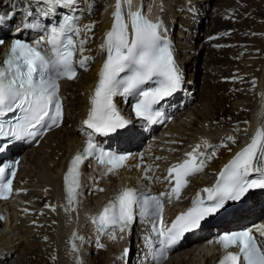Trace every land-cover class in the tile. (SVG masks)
<instances>
[{
	"label": "bare ground",
	"instance_id": "1",
	"mask_svg": "<svg viewBox=\"0 0 264 264\" xmlns=\"http://www.w3.org/2000/svg\"><path fill=\"white\" fill-rule=\"evenodd\" d=\"M105 1L112 4L107 14L103 12L105 5L101 6ZM132 1L136 7L151 3L156 6V12L161 10L162 32L175 42L184 81V91L175 94V98L185 103L186 97L182 96L185 92L186 95L191 93L193 98L186 112L168 127L166 137L156 145L157 149L164 148L158 155L159 161H155L156 156L151 154L148 159L155 161L160 173V168L183 161L187 150L207 141L213 148L202 146L201 151L215 150L216 155L207 163L205 173L190 187L196 192L208 186L213 179H207L220 172L222 166L249 144L254 133L264 127V62L256 61L260 49L253 46L254 41H261V30L254 27L259 16L258 8L254 6V0ZM114 3L115 0H79L76 10L84 15L81 24L84 27L93 25L87 32L89 46L84 47V55L95 63L88 73L63 85L67 104L64 127L48 135L37 149L26 154L17 184V191L21 192L19 199L14 206H8L11 211L7 222H0V264H77L78 257H81L82 264H124L121 257L125 249L129 248L133 253L138 248L144 230L142 224L136 225L129 237L125 232H117L116 240L94 233L91 227L89 215L109 202L117 190L115 179L109 178L110 185L105 179L96 178L94 182L87 179L84 194L79 195V202L74 205L76 210L65 211L67 200L63 177L71 157L81 146V139L87 138L85 133L91 131L86 129L83 121L91 107V96L103 60L101 46L112 25L109 15L115 10ZM99 5L97 15L90 17ZM0 8L14 11L18 16L26 8L46 17L42 13L47 11L48 5L37 3V0H1ZM247 15L256 21L254 26L247 28L242 23ZM199 21L203 24L200 25ZM206 23V31H203ZM201 48L207 51V55L202 69L205 73L203 85L199 89L195 85ZM4 51L0 48V59ZM117 103L120 110L129 111L122 101ZM227 137H233L236 142L228 141ZM97 138L102 143L116 141L113 136ZM134 175L138 172L135 171ZM158 177L162 178L161 175ZM101 188L104 190L99 191ZM183 203L186 206L191 204L188 200ZM257 209L254 205L242 211L238 215L239 221L255 218ZM229 227V223H221L215 229ZM74 233L84 238L83 242L75 241L78 253H73L70 248ZM198 242L200 240L182 247L166 264H213L212 258L205 256L210 254L207 250L201 258L197 256ZM98 243L104 247H98ZM133 256L134 263H137L139 255Z\"/></svg>",
	"mask_w": 264,
	"mask_h": 264
},
{
	"label": "snow or ice",
	"instance_id": "2",
	"mask_svg": "<svg viewBox=\"0 0 264 264\" xmlns=\"http://www.w3.org/2000/svg\"><path fill=\"white\" fill-rule=\"evenodd\" d=\"M48 5L47 16L57 8L76 11L79 0H37ZM129 11L127 19L123 11L124 4ZM132 0H117L113 13L114 23L106 33L101 48L106 59L99 72L98 83L91 96L90 110L83 121L86 129L87 146L83 153H78L71 160L64 177L67 195L65 211H75L80 195V166L88 158H95L102 166H107L109 173L124 167L132 157L129 154H117L105 151L94 139V134L109 136L119 129H125L129 121L117 110L113 102L116 96H133L136 102L133 111L138 119L148 123H157L163 113L155 106L165 98L172 96L180 88L182 73L176 64L169 43L161 32L163 22H152L142 11H131ZM31 16L32 13L28 12ZM80 17L65 15L59 26L44 30V35L34 43L21 39L11 42L9 55L0 66V152L12 141H33L44 134L45 130L59 127L64 118L60 82L77 77L78 64L86 68L90 57L84 55L86 40L79 42L74 37L91 31L93 25L79 26ZM26 27L40 29L39 23H29ZM5 41L0 39V45ZM42 43L50 46L48 52L42 50ZM80 59H75L77 53ZM130 73L121 77L122 73ZM154 78H158L154 81ZM154 81L155 87L145 89L143 86ZM19 113L14 121L4 119L9 113ZM228 141L235 143L233 137ZM213 148L207 141L197 144L186 158L168 169L167 181L172 185L169 192L160 195L140 196L131 188L122 190L103 211L93 219L98 233L117 239V232H130L136 221L137 209L142 220L155 218L153 231L157 236L158 248L146 238L154 264L166 261L172 249L185 233L198 229L201 221L215 215L225 208L229 201H240L250 190H264V127L258 129L250 143L220 171L212 187L204 188L206 199L197 195L192 207L178 215L170 225H165L163 213L165 200L180 199L187 187L189 178L202 173L207 163L216 155L201 148ZM223 146H227L226 144ZM143 159V157H141ZM19 161L0 166V199L7 200L12 195V179L16 176ZM151 173V166L147 167ZM150 178V177H149ZM104 189H99L103 191ZM55 211V208H52ZM260 237H264V225L256 228ZM84 238L73 234L71 247L73 253L79 248L75 241ZM225 255L219 264H264V247L258 242L252 229L224 233L216 241ZM98 247L104 245L98 243ZM235 248L233 252L230 249ZM127 249L121 259L127 256ZM77 264H82L77 258Z\"/></svg>",
	"mask_w": 264,
	"mask_h": 264
},
{
	"label": "rangeland",
	"instance_id": "3",
	"mask_svg": "<svg viewBox=\"0 0 264 264\" xmlns=\"http://www.w3.org/2000/svg\"><path fill=\"white\" fill-rule=\"evenodd\" d=\"M1 1V0H0ZM215 4H216V1L214 2V4L212 5V8L214 9V7H215ZM101 6H103V5H101ZM100 5L99 6H97V8L95 9L96 11H92L91 12V14H90V17H94L95 15H97V13L99 12V8L101 7ZM254 6H256L257 8H258V11H259V16H257V18H258V20H257V22L256 21H253V19H252V17L250 16V15H247V17H245V19L243 20V22L242 23H244L245 24V26H247V28H248V26L250 25V26H252V24H253V26H254V23L256 24L254 27L257 29V30H261V32H260V37H261V41L258 43L257 41H254V47H257V49L259 48L260 50V52H259V54H256V58H257V62L258 63H263L264 62V53H262V51H263V48H264V0H254ZM254 9V11H255V7H253ZM250 17H251V20H250ZM253 21V22H252ZM201 21H199L198 23H200ZM249 23V24H248ZM203 24V23H202ZM207 24L208 23H206L205 24V26L203 27V31H206V28H207ZM203 38H204V36H203ZM92 39H93V37H92ZM207 40V39H206ZM205 40V41H206ZM256 43V44H255ZM257 45H259V46H257ZM262 49V50H261ZM200 60H201V62H199L198 63V65H197V68H198V71H199V73H197V82H196V85H195V87L197 86V88L199 87V89H201V86L203 85V77H204V71H202V69H203V67H204V59H205V57H206V55H207V51H205V50H202V48L200 49ZM257 80H258V78H256L255 79V82H257ZM256 88H257V85L254 87V89L253 90H256ZM117 101H121V100H117ZM120 112L122 113V114H124V115H126V113H128V111H126V110H120ZM125 117H127V116H125ZM20 226V225H19ZM70 248L72 249V247L70 246ZM37 249H39L38 247H37ZM105 250V249H104ZM94 256V255H93ZM197 256L199 257V258H201L202 256H203V253L202 252H197ZM73 259H74V257H73ZM78 259L79 260H81V257H78ZM35 264V263H34ZM195 264H197V263H195Z\"/></svg>",
	"mask_w": 264,
	"mask_h": 264
}]
</instances>
